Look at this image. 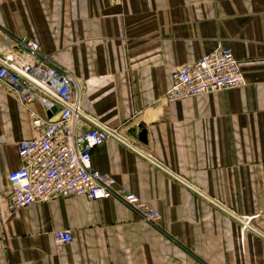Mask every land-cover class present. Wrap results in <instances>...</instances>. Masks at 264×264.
Returning <instances> with one entry per match:
<instances>
[{
  "label": "crops",
  "instance_id": "crops-1",
  "mask_svg": "<svg viewBox=\"0 0 264 264\" xmlns=\"http://www.w3.org/2000/svg\"><path fill=\"white\" fill-rule=\"evenodd\" d=\"M0 34L73 75L84 112L135 148L107 139L93 166L160 214L85 197L9 209L28 108L43 109L0 82V264H264V0H0ZM218 44L246 83L166 102L172 71Z\"/></svg>",
  "mask_w": 264,
  "mask_h": 264
},
{
  "label": "built area",
  "instance_id": "built-area-1",
  "mask_svg": "<svg viewBox=\"0 0 264 264\" xmlns=\"http://www.w3.org/2000/svg\"><path fill=\"white\" fill-rule=\"evenodd\" d=\"M39 48L36 39H0V82L20 103L38 102L43 109V113H38L28 108L34 135L18 141L22 165L7 175L8 208L66 197L115 198L138 212L144 221L157 225L158 211L92 164V150L107 139L130 144L116 129L84 112L82 92L73 75L52 64ZM171 79V86L163 96L166 102L246 83L239 60L222 44L174 69ZM53 108L57 110L48 115ZM156 165L162 166L158 162ZM178 180L182 181L179 177ZM249 222L247 218L242 232ZM53 238L57 246L70 243L71 230H55Z\"/></svg>",
  "mask_w": 264,
  "mask_h": 264
},
{
  "label": "water",
  "instance_id": "water-1",
  "mask_svg": "<svg viewBox=\"0 0 264 264\" xmlns=\"http://www.w3.org/2000/svg\"><path fill=\"white\" fill-rule=\"evenodd\" d=\"M56 110H57L56 108H53L51 111H48V115H51ZM140 128L143 129L144 128V125H141Z\"/></svg>",
  "mask_w": 264,
  "mask_h": 264
},
{
  "label": "rangeland",
  "instance_id": "rangeland-1",
  "mask_svg": "<svg viewBox=\"0 0 264 264\" xmlns=\"http://www.w3.org/2000/svg\"><path fill=\"white\" fill-rule=\"evenodd\" d=\"M2 88V87H1Z\"/></svg>",
  "mask_w": 264,
  "mask_h": 264
}]
</instances>
